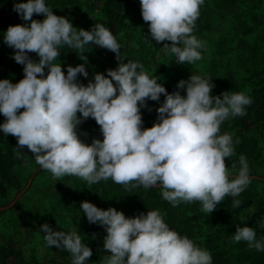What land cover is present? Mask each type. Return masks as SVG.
Here are the masks:
<instances>
[{
	"label": "clouds",
	"instance_id": "clouds-1",
	"mask_svg": "<svg viewBox=\"0 0 264 264\" xmlns=\"http://www.w3.org/2000/svg\"><path fill=\"white\" fill-rule=\"evenodd\" d=\"M140 3L151 39L170 42L163 43L166 54L182 64L202 58L204 42L193 33L205 0ZM13 9L25 23L9 25L3 36L15 49L12 55L23 65L24 76L16 82L0 79V114L5 117L0 131L15 136L18 148L26 147L42 169L59 180L77 176L88 184L110 178L123 185L135 181L145 189L158 186L173 206L199 201L207 213L229 195L233 206H240L238 197L251 181L249 161L240 154L238 170L233 171L235 162L229 168L226 158L235 154L234 141L220 126L246 114L253 103L248 94L225 90L213 95V77L197 72L169 92L142 63L124 62L122 45L105 24L76 27L47 0H14ZM34 14L43 19H33ZM89 44L113 51L119 64L108 68L107 75L95 72L85 84L78 80L79 74L89 76L84 63L69 64L65 72L57 58L69 46L87 61ZM161 94L165 99L156 121L144 127L141 108L149 99L159 101ZM89 117L100 126L103 139L94 137L89 143L81 138L78 125ZM80 208L90 223L106 229L103 247L110 254L101 264H212L211 252L171 228L159 209L128 216L90 200ZM39 230L48 246L71 254L72 264H88L92 248L75 229H54L44 222ZM231 240L264 251V239H257L256 230L246 223L237 224Z\"/></svg>",
	"mask_w": 264,
	"mask_h": 264
},
{
	"label": "rangeland",
	"instance_id": "rangeland-1",
	"mask_svg": "<svg viewBox=\"0 0 264 264\" xmlns=\"http://www.w3.org/2000/svg\"><path fill=\"white\" fill-rule=\"evenodd\" d=\"M94 1L77 0L66 6H56L53 4L54 0H48V3L58 15L67 16L74 26L91 29L95 23H103L106 26L105 11L103 7L98 10ZM137 4L141 11V3ZM11 16L12 13L0 15V28L12 25ZM33 19L43 18L34 14ZM197 22L202 26L197 25ZM193 34L204 42L200 60L194 64L179 63L173 55L166 54L163 50V43H170L169 41L156 43L151 41L149 36L146 38L151 48L146 57L149 64L144 70L148 74L163 71L158 80L173 86H177L180 79H187L194 72L211 76L214 83L213 95L219 94L224 82L231 79L229 91H235V88L239 87L250 97H260L264 107V93L260 92L264 86V0H237L235 4H227L224 0H205L200 7ZM64 48L57 58V62L62 64ZM14 51L15 49L3 44L0 34V79L10 78L13 82L21 79L20 63L15 61L12 55ZM122 54L127 53L124 50ZM30 56L34 58L36 53L32 52ZM90 64H93L95 72H104L107 75L108 63L105 60L92 55L90 61L86 62L88 67ZM90 79H94V75L88 79L85 77L83 83L87 84ZM147 105L141 108L144 127L152 126L158 116L159 106L148 101ZM241 117L227 119L223 133L231 134L234 142H240L241 133L256 137L264 156V129L261 123L249 116L250 127L244 130L237 121ZM86 120L91 123L86 126L78 125L81 138L89 143L94 137L103 139L95 119L89 117ZM248 161L251 174L248 186L264 192V162L258 164L251 157ZM39 166L32 153L26 151L22 161L14 166L19 184L9 186L7 195L0 194V208H3L0 210V264H17V260L21 259L19 256H22L25 262L22 264L36 261L44 264H72L71 254L67 250L61 252L46 245L45 234L39 230L44 222L51 224L54 229H75L92 248L88 264H101V258L110 254V250L103 247L106 229L98 223H90L80 208L82 201H92L94 184H88L77 176H64L59 180L44 169L31 180V175ZM108 180H105L106 188L110 186ZM23 190L24 194L15 201ZM111 206L123 210L128 216H133L124 205ZM237 215L253 222L264 221V213L253 207L246 208ZM208 230L204 225L199 234H205ZM11 249L18 252V259L7 258L6 255Z\"/></svg>",
	"mask_w": 264,
	"mask_h": 264
},
{
	"label": "trees",
	"instance_id": "trees-1",
	"mask_svg": "<svg viewBox=\"0 0 264 264\" xmlns=\"http://www.w3.org/2000/svg\"><path fill=\"white\" fill-rule=\"evenodd\" d=\"M77 0H54L53 4L56 6H66L75 3ZM227 4H235L237 0H224ZM140 0H106L103 10L105 11L106 27H109L118 41L121 43L122 51H126V57L124 62L128 59L138 61L144 65H148L147 55L150 52L146 38L150 36V30L148 23L145 22L142 17V12L138 8ZM48 3V0H47ZM14 0H0V15L12 13L10 21L12 24L25 23L13 9ZM49 4V3H48ZM37 15V14H35ZM43 18V15H37ZM197 25L202 26L200 22ZM209 27V26H207ZM6 28H0V34L3 40V44L8 46L4 42V31ZM154 42V40L151 39ZM9 47V46H8ZM11 48V47H10ZM79 50H74L65 46L63 51V66L65 72L67 66L72 64L73 66L84 63L89 76L86 79L93 77L95 68L93 64L90 67L86 65V62L90 61V57L101 58L105 60L108 68H115L118 66L119 61L116 59V54L106 48L89 44L86 45V52L84 55L87 57V61L81 58L77 53ZM82 54V53H81ZM34 59H39L35 56ZM21 78L24 76L23 65L19 64ZM163 71H157L150 76H158ZM85 77L82 74L78 75V80L84 81ZM163 83L169 92L175 91L177 86L170 85L165 82ZM231 79L226 80L223 84V91L228 90ZM235 91H241L239 87L235 88ZM186 94V89L182 90ZM260 92L264 93V86ZM253 103L248 105L246 108V114L237 121L246 130L250 127L248 120L249 116L261 123L264 129V107L260 97H251ZM165 99L164 94H161L159 101L149 99L148 102L154 103L159 106ZM5 117L0 114V123L4 122ZM91 123L89 120H84L81 125L86 126ZM227 125L225 120L221 126L220 131ZM17 138L12 134H4L0 131V172L2 174V181L0 182V194L3 196L7 195L9 186L18 185L19 180L14 171V166L17 162L22 161L23 155L28 149L25 147L23 150L17 146ZM235 154L226 158V164L229 168L232 164L236 163V168L239 167L238 160L240 154H244L247 158L251 157L253 160L262 164L264 162V156L259 146V141L256 137L250 136L247 133L240 134V142H234ZM234 175V174H231ZM251 175V174H250ZM110 186L106 188L105 180H101L94 184L92 193V202L97 206L106 208L111 207V204L117 205L118 207L124 205L125 208L133 214L138 215L140 212H147L149 209H159L165 221L169 226L177 230L181 235H187L193 239L199 246L206 248L212 254V264H264V251H258L255 248H250L246 241L233 242L231 240L234 232L236 231L237 224H248L252 226L257 233V239H264V221L253 222L251 220H245L238 217V213L245 210L246 208L253 207L260 213H264V192L247 188L239 195L238 199L241 200L239 207L233 206V197L226 196L224 200L217 204V208L212 213H207L202 210V205L199 201L195 202H181L177 206H173L169 201L162 197L161 188L150 187L145 189L142 185L136 184L135 181L128 185L115 183L109 179ZM107 207V208H108ZM206 225L208 232L205 234H199V231ZM47 245V244H46ZM48 246V245H47ZM55 250L64 252L65 249H61L57 246H48ZM7 258H17L18 252L15 249H11L7 253ZM17 264L25 263L22 256H19ZM29 263V262H28ZM29 264H44L39 261L31 262Z\"/></svg>",
	"mask_w": 264,
	"mask_h": 264
},
{
	"label": "water",
	"instance_id": "water-1",
	"mask_svg": "<svg viewBox=\"0 0 264 264\" xmlns=\"http://www.w3.org/2000/svg\"><path fill=\"white\" fill-rule=\"evenodd\" d=\"M43 169L41 168V166H39L34 172L33 174L31 175V180L34 179L37 174L39 172H41ZM25 190H23L20 194H18V196L15 198V201H17L23 194H24ZM3 209V208H0V210Z\"/></svg>",
	"mask_w": 264,
	"mask_h": 264
},
{
	"label": "built area",
	"instance_id": "built-area-1",
	"mask_svg": "<svg viewBox=\"0 0 264 264\" xmlns=\"http://www.w3.org/2000/svg\"><path fill=\"white\" fill-rule=\"evenodd\" d=\"M105 1L106 0H95V6L98 8V10L102 7H104V4H105Z\"/></svg>",
	"mask_w": 264,
	"mask_h": 264
}]
</instances>
